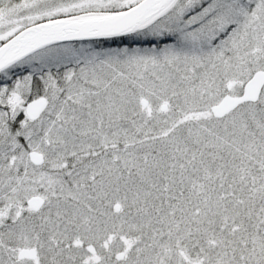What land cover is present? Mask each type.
I'll return each mask as SVG.
<instances>
[{
	"label": "snow or ice",
	"instance_id": "6c2138e0",
	"mask_svg": "<svg viewBox=\"0 0 264 264\" xmlns=\"http://www.w3.org/2000/svg\"><path fill=\"white\" fill-rule=\"evenodd\" d=\"M0 264H264V0H0Z\"/></svg>",
	"mask_w": 264,
	"mask_h": 264
}]
</instances>
